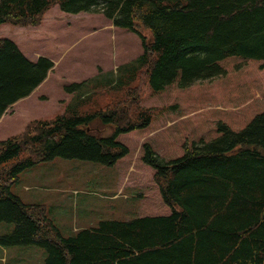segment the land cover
<instances>
[{
  "label": "trees",
  "instance_id": "obj_1",
  "mask_svg": "<svg viewBox=\"0 0 264 264\" xmlns=\"http://www.w3.org/2000/svg\"><path fill=\"white\" fill-rule=\"evenodd\" d=\"M55 6L104 15L137 34L144 52L66 87L74 96L63 115L0 142V225L9 231L0 247H37L43 264H264V0H0V26H39ZM52 68L0 39V119ZM198 87L216 94L203 119L181 105ZM56 159L148 175L154 201L142 216L66 238L45 206L12 191L25 171Z\"/></svg>",
  "mask_w": 264,
  "mask_h": 264
},
{
  "label": "rangeland",
  "instance_id": "obj_2",
  "mask_svg": "<svg viewBox=\"0 0 264 264\" xmlns=\"http://www.w3.org/2000/svg\"><path fill=\"white\" fill-rule=\"evenodd\" d=\"M3 38L13 41L30 61L37 62L44 57L53 63V68L30 96L2 116L0 142L23 133L36 121L63 115L74 96L65 91L66 87L117 72L120 66L136 60L144 52L137 34L116 28L104 15L66 14L58 6L45 14L39 26H0V39ZM142 83L140 79L135 86L140 87ZM203 88L206 87L192 89L181 98L185 112L195 109L194 118L205 111L201 109L216 103L215 93L210 88L207 89L211 93H200ZM141 104L144 109L155 105L150 89L145 88ZM152 115L157 117L155 113ZM201 118H207L206 114ZM99 128L100 134L111 132L109 128ZM159 153L165 158L168 156ZM149 180L148 175L143 179H128L120 166L110 168L56 159L25 171L12 191L25 203L45 206L49 217L67 238L75 236L80 229L97 226L100 221H128L142 216L147 203L154 201ZM6 229V225H0V234L8 233ZM44 256L45 252L37 247L7 248L0 250V264H37Z\"/></svg>",
  "mask_w": 264,
  "mask_h": 264
},
{
  "label": "crops",
  "instance_id": "obj_3",
  "mask_svg": "<svg viewBox=\"0 0 264 264\" xmlns=\"http://www.w3.org/2000/svg\"><path fill=\"white\" fill-rule=\"evenodd\" d=\"M0 250H2V248L0 247ZM44 260L41 259L39 262L37 261V264H43Z\"/></svg>",
  "mask_w": 264,
  "mask_h": 264
}]
</instances>
